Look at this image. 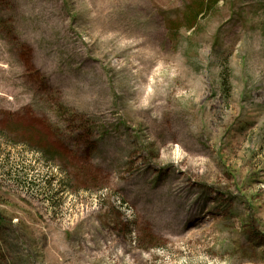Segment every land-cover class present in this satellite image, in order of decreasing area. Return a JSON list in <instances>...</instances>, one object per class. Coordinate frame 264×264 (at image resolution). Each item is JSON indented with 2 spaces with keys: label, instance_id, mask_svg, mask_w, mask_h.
Wrapping results in <instances>:
<instances>
[{
  "label": "rangeland",
  "instance_id": "rangeland-1",
  "mask_svg": "<svg viewBox=\"0 0 264 264\" xmlns=\"http://www.w3.org/2000/svg\"><path fill=\"white\" fill-rule=\"evenodd\" d=\"M0 264H264V0H0Z\"/></svg>",
  "mask_w": 264,
  "mask_h": 264
}]
</instances>
